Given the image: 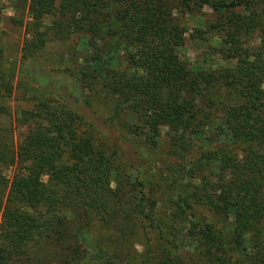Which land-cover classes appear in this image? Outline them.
<instances>
[{
    "label": "trees",
    "instance_id": "1",
    "mask_svg": "<svg viewBox=\"0 0 264 264\" xmlns=\"http://www.w3.org/2000/svg\"><path fill=\"white\" fill-rule=\"evenodd\" d=\"M15 7L21 58L68 45L64 71L118 138L99 141L78 99L34 85L0 46V264H35L49 244L57 264H264V0ZM14 85L42 112L13 118Z\"/></svg>",
    "mask_w": 264,
    "mask_h": 264
},
{
    "label": "rangeland",
    "instance_id": "2",
    "mask_svg": "<svg viewBox=\"0 0 264 264\" xmlns=\"http://www.w3.org/2000/svg\"><path fill=\"white\" fill-rule=\"evenodd\" d=\"M17 3L18 0H0V46L4 50L3 54L15 59L18 63L19 71L29 77L34 85L44 87L48 91L51 89H59L62 91L63 95H65L66 99H68L67 101H71V99L75 98L78 99L79 102L76 104L81 105V111L92 123V130L94 134L99 137V141L108 144L110 142H117V133L104 124V112L103 107L100 105V101L94 97L92 93L82 91L78 83L64 71V68L69 65L66 60L67 56H63L67 51L68 45L60 41H49L33 58H21V47L25 38L24 26L28 21V16L24 9L15 7ZM204 12L209 14V7H204ZM203 19L204 18L200 16L196 17V19H190V24L192 26H199V22L201 23ZM49 22L50 19L45 21L46 24H49ZM201 47L202 46H197L193 41L188 40L182 48L181 53L184 58L192 62L196 57L197 51L203 50ZM86 101H89L88 105H86ZM5 104L9 107L13 118L16 111L19 109L33 108L37 113H41L43 110L42 106L27 101V98L15 85L10 99H8ZM9 120V117L0 115V121L4 122L6 125L9 123ZM23 129L22 127H18L19 131ZM106 137H108V139H106ZM122 148L128 157H131V159L135 158L131 145L124 144ZM6 174L10 178L12 170L6 171ZM88 231L91 236L95 237L100 231V228L95 224ZM137 240L139 243L134 244L133 248L137 252H140L142 250L140 243L144 240L143 234H140ZM188 244L191 248L194 247L193 242H188ZM39 255L41 260L35 258V264H57L53 257L54 248L52 245L43 246L39 251ZM48 257H50L51 260L47 259Z\"/></svg>",
    "mask_w": 264,
    "mask_h": 264
}]
</instances>
